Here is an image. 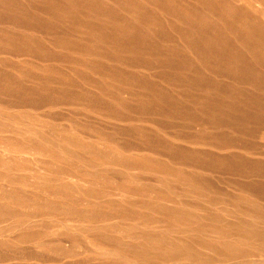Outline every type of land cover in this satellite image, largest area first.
<instances>
[{
	"label": "bare ground",
	"instance_id": "bare-ground-1",
	"mask_svg": "<svg viewBox=\"0 0 264 264\" xmlns=\"http://www.w3.org/2000/svg\"><path fill=\"white\" fill-rule=\"evenodd\" d=\"M12 259L264 264V0H0Z\"/></svg>",
	"mask_w": 264,
	"mask_h": 264
},
{
	"label": "rangeland",
	"instance_id": "rangeland-1",
	"mask_svg": "<svg viewBox=\"0 0 264 264\" xmlns=\"http://www.w3.org/2000/svg\"><path fill=\"white\" fill-rule=\"evenodd\" d=\"M50 112L52 114H54V113H57V112L59 113L60 110L57 109V108H53V109L50 110ZM224 176H226V178L228 177L230 179H234L233 178L234 175L229 174V173L224 174ZM0 264H31V263H30L29 260H26V259H24V260H22V259H12V260H9V261H3V262L0 261Z\"/></svg>",
	"mask_w": 264,
	"mask_h": 264
}]
</instances>
